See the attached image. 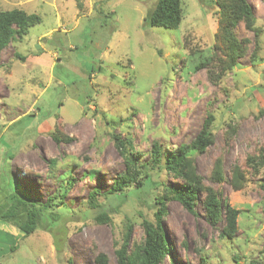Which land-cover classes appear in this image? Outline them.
<instances>
[{"label":"rangeland","instance_id":"374dc122","mask_svg":"<svg viewBox=\"0 0 264 264\" xmlns=\"http://www.w3.org/2000/svg\"><path fill=\"white\" fill-rule=\"evenodd\" d=\"M156 1L0 0L3 10L42 18L0 52V264H99L101 253L117 264L129 227L131 251L164 185L183 182L156 168L144 187L108 197L125 156L148 162L154 144L175 151L210 114L212 143L190 156L201 182L195 213L167 200L162 264H264V0H247L251 28L243 19L232 25L233 0H182L175 29L145 23ZM228 29L246 53L235 60ZM93 189L99 207L88 202ZM19 190L52 199V229L45 220L26 236L1 218ZM209 190L224 210L241 211L233 238L220 236L225 217L209 224ZM100 212L108 220L98 221Z\"/></svg>","mask_w":264,"mask_h":264},{"label":"trees","instance_id":"16d2710c","mask_svg":"<svg viewBox=\"0 0 264 264\" xmlns=\"http://www.w3.org/2000/svg\"><path fill=\"white\" fill-rule=\"evenodd\" d=\"M236 6V19L232 20V25L236 21L243 19L248 28H251L255 22V15L251 4L247 0H233ZM41 16L35 12H27L21 8H13L3 10L0 7V52L9 45L16 36L23 38L29 29L41 22ZM183 20V5L182 0H157L155 5L148 10L145 18V23L150 26H159L164 28H178ZM225 39L228 42L232 53L231 60L236 57H242L244 53L238 41L235 40L231 29L225 33ZM238 52V53H235ZM20 59H24L23 55L15 53ZM204 63H200L203 65ZM213 115L210 114L202 123L200 130L190 141L189 144H183L175 151L170 153L163 152L159 145L154 144L151 150V159L148 162L140 163L135 161L132 154L126 155V167L117 177H115L110 189L105 193L108 197H119L124 195L125 188L140 189L149 182L152 172L157 169H164L168 173H172L178 179H182L181 185L168 186L164 185L169 194H160L155 197L154 220L143 219L142 226L144 229V237L140 243L135 244L134 249L128 250L130 240L131 227L125 234L124 241L115 252L117 255V264H162L164 259L169 256L170 249L166 230L162 223V218L167 211V200L173 198L179 201L185 209L191 213H195L194 207L198 196V191L201 187L200 179L193 171L191 163V153L194 151L202 152L212 143L213 132L211 124ZM117 147L121 150L122 144L115 137ZM151 165H148V164ZM97 171H92L95 173ZM218 178V176H217ZM221 179V177H219ZM123 192V193H122ZM99 195L98 189H93L88 197V202L92 207L100 206L97 201ZM7 208L2 212L1 218L12 220L18 227L28 236L37 226L43 221L48 220L52 223L49 229L55 225L54 218L45 215L46 210L52 205V199L46 202L39 203L33 198L20 191L18 195L14 194ZM206 218L212 227H217L225 217V225L220 231V236L223 238H233L238 232V215L241 212L239 209L226 205L224 210L220 195L213 190L207 192L205 198ZM225 215V216H224ZM98 221L108 220L106 212H100L96 215ZM58 250L61 246L56 240ZM17 245L11 246V251H15ZM99 264H108V258L105 254H99L97 257ZM69 264H72L69 261ZM250 264H262L258 260H253Z\"/></svg>","mask_w":264,"mask_h":264}]
</instances>
